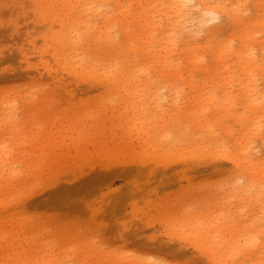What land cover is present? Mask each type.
Here are the masks:
<instances>
[{"label":"rangeland","instance_id":"obj_1","mask_svg":"<svg viewBox=\"0 0 264 264\" xmlns=\"http://www.w3.org/2000/svg\"><path fill=\"white\" fill-rule=\"evenodd\" d=\"M148 5L0 0V264H264V21L192 66Z\"/></svg>","mask_w":264,"mask_h":264},{"label":"bare ground","instance_id":"obj_2","mask_svg":"<svg viewBox=\"0 0 264 264\" xmlns=\"http://www.w3.org/2000/svg\"><path fill=\"white\" fill-rule=\"evenodd\" d=\"M133 1V0H130ZM142 10H145L150 2L157 3L164 11V16L171 31L164 34V38L168 41L167 45L171 51H176L178 55V62L191 63L192 66H198L197 63L201 60L198 52H195V46L191 42L195 41V37H190L192 29L188 27L189 21L194 18L198 19V30H205L204 44L214 50L217 60L224 62L221 58L222 54H227V50L232 48V40L237 38L239 40V48L235 50V56L238 58L237 62L240 66H248L254 60L255 48L249 43L250 34L247 32L248 25H257L264 21V8L259 7V1L256 0V5L260 10L254 18L245 13V0H137ZM150 1V2H149ZM195 11V16L194 12ZM220 16H224L223 23L228 26L230 31V39L228 40L227 49H225L221 41L216 39V34L224 26L220 21ZM253 19V20H252ZM217 21V23H215ZM212 23V24H211ZM235 28L241 33L233 34ZM226 29V28H225ZM246 29V31H245ZM255 32H259L255 30ZM167 33V32H166ZM181 42L177 43V38ZM170 34V35H169ZM183 35H186L183 38ZM192 36V35H191ZM213 41V42H212ZM176 44V47L173 45ZM264 50V47H262ZM166 62L169 61L166 59ZM197 142V141H196ZM196 146V144H195ZM189 148L192 147L190 144ZM187 148V149H189ZM191 150V149H190ZM181 159V158H179ZM167 166V163H165Z\"/></svg>","mask_w":264,"mask_h":264}]
</instances>
